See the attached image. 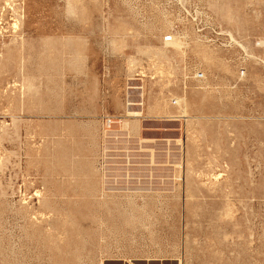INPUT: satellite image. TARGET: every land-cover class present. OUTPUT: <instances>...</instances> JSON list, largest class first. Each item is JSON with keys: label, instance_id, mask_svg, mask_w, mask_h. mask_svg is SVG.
I'll use <instances>...</instances> for the list:
<instances>
[{"label": "rangeland", "instance_id": "1", "mask_svg": "<svg viewBox=\"0 0 264 264\" xmlns=\"http://www.w3.org/2000/svg\"><path fill=\"white\" fill-rule=\"evenodd\" d=\"M0 264H264V0H0Z\"/></svg>", "mask_w": 264, "mask_h": 264}]
</instances>
